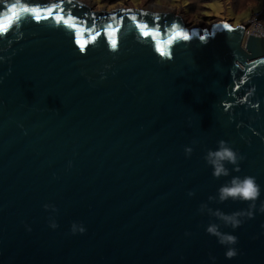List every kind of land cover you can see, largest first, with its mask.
<instances>
[{"label":"water","instance_id":"1","mask_svg":"<svg viewBox=\"0 0 264 264\" xmlns=\"http://www.w3.org/2000/svg\"><path fill=\"white\" fill-rule=\"evenodd\" d=\"M0 27V264H264V36L81 0H0ZM220 140L244 159L215 178ZM245 175L260 196L220 202Z\"/></svg>","mask_w":264,"mask_h":264},{"label":"clouds","instance_id":"2","mask_svg":"<svg viewBox=\"0 0 264 264\" xmlns=\"http://www.w3.org/2000/svg\"><path fill=\"white\" fill-rule=\"evenodd\" d=\"M193 149L191 147L185 148V155L191 156ZM206 163L212 168V175L215 178L221 176H229L230 170L226 164H231L234 166L233 170L239 171V162L244 159L242 155L237 150H234L227 141H218V147L216 150L209 149L204 157ZM260 186L258 185L256 178L251 175L233 176L230 181L223 184L218 189V200L220 202L227 201L229 199L242 200V201H255L260 196ZM189 196L193 195L192 192L188 193ZM210 201L216 199V197L209 196ZM49 205H45L48 208ZM207 210L209 216L215 217L223 223L226 227H231L232 229L239 228L244 220L251 219L253 217V212L248 210L235 211L230 214L208 207L207 204H201L199 207V212L203 214ZM260 211L264 212V207H261ZM55 229L58 225L52 222L50 225ZM71 231L75 234L76 232L83 233L85 228L82 225L73 223L71 225ZM206 233L217 238L220 245L226 248L225 258L232 259L238 255V251L235 245L238 243V237L222 232L220 230V225L217 223H210L206 227ZM215 260V257H210Z\"/></svg>","mask_w":264,"mask_h":264},{"label":"rangeland","instance_id":"3","mask_svg":"<svg viewBox=\"0 0 264 264\" xmlns=\"http://www.w3.org/2000/svg\"><path fill=\"white\" fill-rule=\"evenodd\" d=\"M92 9L111 10L117 7L149 9L179 15L189 27L208 29L217 19H228L232 25L247 24L261 9L262 0H81ZM264 8V7H263ZM151 10V11H152ZM264 20V13L257 16ZM193 25V26H192Z\"/></svg>","mask_w":264,"mask_h":264},{"label":"built area","instance_id":"4","mask_svg":"<svg viewBox=\"0 0 264 264\" xmlns=\"http://www.w3.org/2000/svg\"><path fill=\"white\" fill-rule=\"evenodd\" d=\"M261 5V9L256 13L257 15L252 18L250 26L246 27L244 31L245 36L248 34L264 36V20L257 18L261 13H264V0H262Z\"/></svg>","mask_w":264,"mask_h":264},{"label":"bare ground","instance_id":"5","mask_svg":"<svg viewBox=\"0 0 264 264\" xmlns=\"http://www.w3.org/2000/svg\"><path fill=\"white\" fill-rule=\"evenodd\" d=\"M83 2V1H82ZM87 6L89 5V4H87L86 2H84ZM153 7V6H152ZM152 7L150 6V8L149 9H146V11H150V12H154L153 10H152ZM143 10H145V9H143ZM152 10V11H151ZM193 26V25H192ZM190 27V26H189Z\"/></svg>","mask_w":264,"mask_h":264},{"label":"snow or ice","instance_id":"6","mask_svg":"<svg viewBox=\"0 0 264 264\" xmlns=\"http://www.w3.org/2000/svg\"><path fill=\"white\" fill-rule=\"evenodd\" d=\"M13 7L15 8V6H13ZM2 30H4V29L2 27H0V31H2ZM185 38H187V37H185ZM112 44H113V47H115V41H113Z\"/></svg>","mask_w":264,"mask_h":264}]
</instances>
